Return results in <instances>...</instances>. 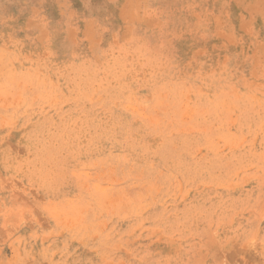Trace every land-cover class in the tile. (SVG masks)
Returning <instances> with one entry per match:
<instances>
[{
    "label": "rangeland",
    "instance_id": "obj_1",
    "mask_svg": "<svg viewBox=\"0 0 264 264\" xmlns=\"http://www.w3.org/2000/svg\"><path fill=\"white\" fill-rule=\"evenodd\" d=\"M0 264H264V0H0Z\"/></svg>",
    "mask_w": 264,
    "mask_h": 264
}]
</instances>
